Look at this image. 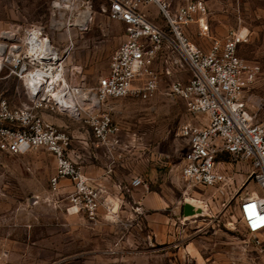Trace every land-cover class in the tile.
<instances>
[{"label":"rangeland","instance_id":"obj_1","mask_svg":"<svg viewBox=\"0 0 264 264\" xmlns=\"http://www.w3.org/2000/svg\"><path fill=\"white\" fill-rule=\"evenodd\" d=\"M0 0V32L11 24H41L67 54V76L87 87L109 70L111 56L125 38L126 26L105 10L109 0ZM179 6L188 0H171ZM211 34L222 38L244 28L239 53L263 67L243 94L264 121V0H205ZM151 18L164 23L155 4ZM90 18L80 27V12ZM189 31L208 46L211 38ZM149 98L108 97L118 131L115 145L99 141L87 121L70 112L43 109L45 118L72 134L71 156L99 176L119 175L122 186L102 189L98 218L70 208L67 191H54L55 155L44 146L21 153L0 151V264H264V231L251 234L240 202L255 189L251 164L222 154L228 179L212 186L190 184L182 175L188 138L182 124L199 122L181 96L167 93L173 78L189 71L164 72ZM12 105L29 101L21 79L7 65L0 70V99ZM154 170L153 175L151 171ZM144 182L124 186L127 178Z\"/></svg>","mask_w":264,"mask_h":264},{"label":"built area","instance_id":"obj_2","mask_svg":"<svg viewBox=\"0 0 264 264\" xmlns=\"http://www.w3.org/2000/svg\"><path fill=\"white\" fill-rule=\"evenodd\" d=\"M151 3L159 8L164 23L151 18L146 8ZM105 10L125 24L126 33L111 56L108 72L91 87L68 78L67 54L41 24H11L1 30L0 70L7 65L30 99L21 105L0 99V151L21 153L46 147L57 161L50 178L53 190L59 191L62 179L68 178L73 185L68 193L70 208L97 219L102 188L90 182L83 165L70 155L72 134L47 120L42 110L68 111L79 119L88 114L95 137L113 146L118 142L111 139L118 125L107 98L154 95L162 79L155 63L162 57L168 75L189 71L187 79L173 78L167 93L183 97L189 110L202 118L182 124L181 132L188 138L182 175L190 184L212 186L228 179L222 154L237 162L247 160L258 187L242 198L241 218L251 234L263 232L264 121L243 94L263 67L239 53L247 40L246 30L232 28L222 38L213 36L205 0H188L179 6L171 0H109ZM193 24L198 36L211 38L207 47L190 36ZM143 182L135 176L131 185Z\"/></svg>","mask_w":264,"mask_h":264},{"label":"crops","instance_id":"obj_3","mask_svg":"<svg viewBox=\"0 0 264 264\" xmlns=\"http://www.w3.org/2000/svg\"><path fill=\"white\" fill-rule=\"evenodd\" d=\"M151 4H153V3H151ZM151 4H148L146 6V8L148 9L149 13L152 10L151 6H150ZM200 44H202V43H200ZM202 45H204V44H202ZM205 47H207V46H205ZM83 169H84L86 175L89 177L90 182H92L93 184H96V186H99L102 189L117 188V187L122 186V184H123L122 183V178L119 175H117V174L112 175L111 178H107V176H104V177L99 176L101 174H98V172H96L95 168L94 169L86 168L83 165ZM153 173H154V170H152L150 174L153 175ZM131 180H132V178H127V182H126V184H124V186L127 185V184L131 185ZM61 182H62V187L60 188L59 191H67V193H69L73 189L72 182L68 178H63Z\"/></svg>","mask_w":264,"mask_h":264},{"label":"bare ground","instance_id":"obj_4","mask_svg":"<svg viewBox=\"0 0 264 264\" xmlns=\"http://www.w3.org/2000/svg\"><path fill=\"white\" fill-rule=\"evenodd\" d=\"M62 4H66L67 1L65 0H59ZM90 10L87 8L83 11H81L79 14V18H77V23L80 27H84L88 21V19L90 18ZM74 105V104H72Z\"/></svg>","mask_w":264,"mask_h":264}]
</instances>
